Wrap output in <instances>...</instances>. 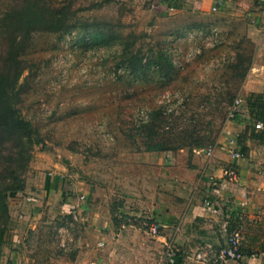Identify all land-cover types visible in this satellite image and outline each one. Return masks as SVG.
<instances>
[{"label":"rangeland","instance_id":"rangeland-1","mask_svg":"<svg viewBox=\"0 0 264 264\" xmlns=\"http://www.w3.org/2000/svg\"><path fill=\"white\" fill-rule=\"evenodd\" d=\"M8 1L0 0V15ZM207 1L176 0L172 9L157 0H45L69 7V31L32 34L20 56L17 108L41 141L30 148L24 185L37 184L50 162L60 163L74 180L95 187L116 227L158 225L138 212L141 190L123 183H138L148 148L191 154L213 145L232 120L234 100L243 99L241 84L255 52L238 5L212 12ZM121 60L129 73L116 71ZM160 105L168 129H139L137 111L151 112L154 123ZM126 196L128 208L137 209L133 215L122 209ZM43 220L30 245L44 264H61L87 246L73 215ZM8 227L0 264L8 261L11 220Z\"/></svg>","mask_w":264,"mask_h":264},{"label":"crops","instance_id":"crops-1","mask_svg":"<svg viewBox=\"0 0 264 264\" xmlns=\"http://www.w3.org/2000/svg\"><path fill=\"white\" fill-rule=\"evenodd\" d=\"M215 1L206 3L212 7ZM223 2V8L231 3L238 5L237 15L241 16L247 39L255 50L240 93L242 97L249 93H264V0ZM251 127L243 104L238 117L226 124L210 158L205 157L204 150L191 154L183 150L178 154L176 151L143 153L138 183L124 182L123 188L141 190L143 198L140 196L138 212L142 215L144 211L142 220L156 219L160 229L159 235L152 239L145 233L147 225L144 228L137 224L116 227L109 206L104 204L95 187L74 180L62 164L50 162V171L39 173L36 186L27 181L22 197L9 202L12 231L4 256L8 259L7 264H44L37 258L39 253H31L30 243L39 232L37 225L43 223V219L47 223L52 214L59 212L73 215L82 224L84 238L87 235L89 241L84 239L87 246L61 264H161L159 254L162 256L166 241L181 251L178 264H191L189 255L197 248L210 245L217 249L226 242L229 218L226 217L225 201L238 202L239 194L211 186L209 180H219L221 170L229 166L235 167L238 187L247 191L249 202L239 220L244 259L240 263L226 264H264L261 255L264 253V144L251 139ZM237 136L242 137L248 153L233 161L231 150L236 148ZM129 198H123L122 209H128L124 214L137 211L128 208L132 202L127 201ZM204 199L212 201V209L205 208ZM115 236L118 239L115 240ZM23 237L28 240L24 244Z\"/></svg>","mask_w":264,"mask_h":264},{"label":"trees","instance_id":"trees-1","mask_svg":"<svg viewBox=\"0 0 264 264\" xmlns=\"http://www.w3.org/2000/svg\"><path fill=\"white\" fill-rule=\"evenodd\" d=\"M157 1L158 4L172 9L178 7L175 4L176 0ZM69 15V7L56 8L45 0H9L0 15V257L1 246L9 231L8 203L10 200L22 197L25 189L22 174L30 161V148L41 142L33 125L21 116L17 108L20 94L18 81L23 69L20 56L32 34L68 32ZM129 69L126 60H121L116 66V71L122 70L123 74L129 73ZM243 100L251 124L256 121L264 124V93H249L243 97ZM164 106L158 107L160 108L157 111L158 121L153 123L151 112L147 113L145 122L142 120L137 122L138 128L156 124L158 128L167 130L166 126H162L163 116L165 120H168L166 116L168 112ZM237 117L238 115L234 119ZM250 137L264 144V132L256 131L251 127ZM241 138V136L235 138L236 149L242 157H246L248 148L243 145ZM213 143L215 145V142ZM147 151L174 152L176 150L169 147L148 148ZM112 219L115 223V218L112 217ZM239 225L237 214L230 213L228 232L240 227ZM243 253H245L244 250Z\"/></svg>","mask_w":264,"mask_h":264},{"label":"built area","instance_id":"built-area-1","mask_svg":"<svg viewBox=\"0 0 264 264\" xmlns=\"http://www.w3.org/2000/svg\"><path fill=\"white\" fill-rule=\"evenodd\" d=\"M224 6L223 0H216L211 11L216 12L218 9H222ZM244 104L243 99L237 97L234 100L230 115L233 120L234 117L241 113V107ZM137 116L140 120L145 122L147 120V114L143 110L137 111ZM252 127L256 131L264 132V124L260 121H256L252 124ZM215 145L209 146L205 151V157H212L215 151ZM242 158V155L235 148L231 150V159L233 161H238ZM209 184L211 186H217L223 190L237 191L239 194L238 202L227 199L225 205L227 208L226 217H230V213H236L238 219L241 220L243 216V211L248 205L249 195L244 188L238 187V175L234 166H229L221 170V175L218 179L210 178ZM82 198V197H81ZM203 205L207 209H212V201L209 199H204ZM228 225V221H226ZM147 232L152 237H157L159 235L160 229L157 224H149L147 226ZM242 231L240 227H236L228 232L226 242L223 246L217 249L212 248V246L207 245L204 247L197 248L192 252L189 257L191 264H226L228 262L240 263L244 259L243 247H242ZM181 255V251L175 247L172 243L166 241L163 243V253L161 258V264H178L177 258ZM264 256V253L261 254ZM188 256V254L186 255ZM250 257L254 258V254H250Z\"/></svg>","mask_w":264,"mask_h":264}]
</instances>
